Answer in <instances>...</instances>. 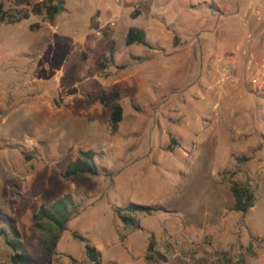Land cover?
I'll list each match as a JSON object with an SVG mask.
<instances>
[{
    "label": "rangeland",
    "instance_id": "obj_1",
    "mask_svg": "<svg viewBox=\"0 0 264 264\" xmlns=\"http://www.w3.org/2000/svg\"><path fill=\"white\" fill-rule=\"evenodd\" d=\"M2 1L29 13L0 23V220L14 221L24 252L93 264L76 232L102 264H264V93L244 81L264 60V0H66L53 24L46 0ZM130 27L150 45L126 47ZM234 76L251 94L235 98ZM113 93L123 119L112 134L101 100ZM79 150L95 151L98 175L63 178ZM232 182L255 190L248 211L234 210ZM66 194L73 216L49 262L32 215ZM130 204L161 210L131 230L114 211ZM11 255L0 236V264Z\"/></svg>",
    "mask_w": 264,
    "mask_h": 264
},
{
    "label": "trees",
    "instance_id": "obj_2",
    "mask_svg": "<svg viewBox=\"0 0 264 264\" xmlns=\"http://www.w3.org/2000/svg\"><path fill=\"white\" fill-rule=\"evenodd\" d=\"M42 9L45 14V19L48 23L53 24L55 18L67 11L66 0H46L42 3ZM33 12L40 13L41 9L37 7ZM29 13L24 12L20 15L11 14L6 8L2 0H0V23L16 24L23 19H28ZM40 28V24L30 25V29L34 30ZM144 45L149 46L150 43L147 39L146 31L139 27H130L125 37V45L130 47L132 45ZM114 45L112 44L110 49V61L113 62ZM105 58L99 68L103 71L106 67ZM119 69H125L126 65H119ZM119 99L118 93H113L112 100L114 102L107 103L104 99L101 103L105 106H111L112 112L110 115V131L115 133L118 129L119 123L123 119V108L120 103L117 102ZM96 153L93 150H79L78 156L71 161L62 173V177L67 178H83L85 176H97L98 166L95 163ZM240 162L248 161L247 157L237 158ZM234 199V210L239 212H246L255 205L256 192L251 188L249 184L232 182L229 186ZM73 204V196L66 194L50 206L41 205L39 209L33 213L32 220L34 227L38 232L39 246L44 255L47 256L49 262L52 256L55 254L58 239L61 233L66 228L68 221L73 216L70 210V205ZM161 210L157 206L152 205H137L130 204L124 208H116L115 215L117 218L131 230H140V214H151L155 211ZM0 236H3L5 243L11 249L12 255L10 256L11 261L14 264H38L37 261L25 251V246L21 241V234L17 230L14 221L11 218H2L0 220ZM73 236L86 244V253L88 258L93 264H102L100 258V252L93 247L85 237L77 234ZM153 244L148 247V252L153 251ZM154 259L150 254L147 255V260L152 261Z\"/></svg>",
    "mask_w": 264,
    "mask_h": 264
},
{
    "label": "built area",
    "instance_id": "obj_3",
    "mask_svg": "<svg viewBox=\"0 0 264 264\" xmlns=\"http://www.w3.org/2000/svg\"><path fill=\"white\" fill-rule=\"evenodd\" d=\"M257 13H259V12H257ZM250 57H251L250 58V62H251V60L254 59V56L250 55ZM219 61L222 62L223 59H220ZM249 66H250V68H252L251 65H249ZM227 70H228V68H226V67H223V69H222L223 72H227ZM226 78H227L226 74H223V75H221L220 81H224ZM233 81H239V78L234 76ZM244 81L249 83L252 86L254 91L264 93V60L260 65V69H258V71L256 73H252L251 75L246 76L244 78Z\"/></svg>",
    "mask_w": 264,
    "mask_h": 264
},
{
    "label": "crops",
    "instance_id": "obj_4",
    "mask_svg": "<svg viewBox=\"0 0 264 264\" xmlns=\"http://www.w3.org/2000/svg\"><path fill=\"white\" fill-rule=\"evenodd\" d=\"M67 5V3H66ZM144 29V28H142ZM147 34V33H146ZM126 46V45H125ZM127 47V46H126ZM237 49H240L238 46H237ZM83 56V55H82ZM106 57V56H105ZM237 69H241V67L237 64ZM250 89H248V86H243L241 87V84L239 83V81H236V84H235V89H234V94H235V98H240L242 97V93H247V94H251V92L249 91ZM141 225V224H140ZM142 227V226H141ZM100 252V251H99Z\"/></svg>",
    "mask_w": 264,
    "mask_h": 264
}]
</instances>
